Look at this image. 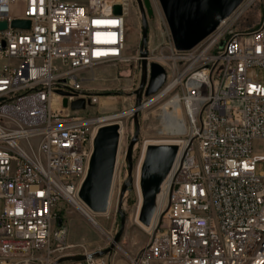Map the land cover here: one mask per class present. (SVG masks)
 <instances>
[{
    "label": "built area",
    "instance_id": "obj_1",
    "mask_svg": "<svg viewBox=\"0 0 264 264\" xmlns=\"http://www.w3.org/2000/svg\"><path fill=\"white\" fill-rule=\"evenodd\" d=\"M242 3L185 51L159 11L163 40H148V77L158 62L167 80L138 108L171 97L188 130L162 182L149 240L130 264H264V13L238 29ZM127 7L128 0H0V22L8 23L0 29V264H110L68 242L58 205L67 200L83 212L79 185L93 141L113 117L84 113L105 97L86 87V72L135 62L141 74V46L128 53ZM14 19L31 26L12 27ZM80 98L86 108L72 109ZM112 207L113 198L102 214L110 217Z\"/></svg>",
    "mask_w": 264,
    "mask_h": 264
},
{
    "label": "rangeland",
    "instance_id": "obj_2",
    "mask_svg": "<svg viewBox=\"0 0 264 264\" xmlns=\"http://www.w3.org/2000/svg\"><path fill=\"white\" fill-rule=\"evenodd\" d=\"M148 1L149 8L152 12L151 14L148 13V40L152 39V47H155L163 40L161 32V14H159V11H162L163 13V10L159 0ZM242 5L248 7L241 15L236 28L243 29L257 25L264 13L262 0H244ZM127 8L128 15L126 32L128 53L134 55L142 44V17L137 0H128ZM223 45L224 43H222V46ZM85 75L87 77L85 83L86 87L102 93L105 97L100 98V105L90 107L87 111H84V113H95L99 111H101V113L104 112L103 114L106 115L125 113L124 116H118L104 122L105 124L110 123V125H117L118 127H120L119 125L121 122L124 126V132L118 148L120 158L118 165L120 166L125 159L127 148L136 132V122L134 120L135 112L131 113L130 111L132 109H138L139 112L140 132L133 151V181L130 184V188L126 191L125 197L122 201V210L126 213L125 229L119 242L114 245V248L110 252L101 255L105 256V259L110 264H130V256L135 255L139 249L148 242L150 236L149 229L143 228L136 217L139 193L135 183V173L145 145L149 144V141L155 142L170 139H184L186 133H168L163 124V106L171 97L159 99L143 108H138L136 90L140 86L141 74L139 67L135 62L129 64L101 65L93 71L86 72ZM148 146L149 145L146 146V151ZM259 169H261V166H259ZM126 177L128 178V173L123 169L113 185V207L110 217L103 215V210L99 209L96 211L86 205L87 209L90 210L92 216L97 220L102 229L97 227L86 214L78 210L71 202L62 200L59 203V217L63 219L69 228V243H83L88 249L94 251H104L111 247L114 242L112 241L108 244V236L106 235V232L112 230L114 222V239L120 230L121 217L117 208L119 209L121 187L126 181Z\"/></svg>",
    "mask_w": 264,
    "mask_h": 264
},
{
    "label": "water",
    "instance_id": "obj_3",
    "mask_svg": "<svg viewBox=\"0 0 264 264\" xmlns=\"http://www.w3.org/2000/svg\"><path fill=\"white\" fill-rule=\"evenodd\" d=\"M244 0H159L163 13L168 22L174 45L177 50L185 51L194 48L219 25L229 17ZM142 17V44H141V82L136 90L137 105L142 103L144 96H151L158 92L167 80V71L158 62L150 63V75L148 77V13L151 14L148 0H137ZM117 13H121L120 5L115 7ZM7 21L0 22V29L6 28ZM30 20L14 19L12 27L30 28ZM67 105V100L64 101ZM72 109L86 108L84 98L72 102ZM136 132L131 140L127 152L126 161L128 165V178L123 183L120 192L119 213L121 227L115 236L114 243L104 251L94 253L100 256L110 252L116 243L119 242L126 222V213L122 210V200L126 191L130 188L133 180V151L138 141L140 132L139 112L134 113ZM119 132L117 125H107L100 129L95 138V151L92 158L91 169L81 190V196L89 204H98V209L105 210L107 197L109 195L116 153L118 149ZM178 146L174 144L149 145L141 169V190L143 203L139 218L150 225L156 212L157 196L160 192L162 182L168 175L176 158ZM94 208V207H93ZM62 220L59 224H62ZM75 259H82V256H75Z\"/></svg>",
    "mask_w": 264,
    "mask_h": 264
},
{
    "label": "bare ground",
    "instance_id": "obj_4",
    "mask_svg": "<svg viewBox=\"0 0 264 264\" xmlns=\"http://www.w3.org/2000/svg\"><path fill=\"white\" fill-rule=\"evenodd\" d=\"M144 106H146V104H144L143 107ZM135 111H136V109H132L130 112L133 113ZM127 114H129V113H127ZM124 115H125V113L118 114V115H113L112 118H115V117H118V116H124ZM162 117H163V124L166 127L168 133H174V134L175 133H185L188 130V125L185 124V122L183 120V114H182L181 110L178 108V104L174 101V99H171V100H169V101H167L165 103V105L163 106V115H162ZM119 129H120V135H119V140H118V148H119L120 141H121V138H122V134H123V131H124V126H123V124H121V122H120V128ZM179 141H180V139L161 140V141H155V142H150L149 141L148 142L149 144H147V145L156 144V143L157 144L158 143H162V144H174V145L178 146V142ZM147 145H145L142 157H141L139 165L137 167V171H138L139 176L141 175L142 163H143V161L145 159L146 146ZM138 191H139L140 195L142 196L140 180L138 181ZM162 198H163L162 190H160V192L158 193V196H157V205H159V203L161 202ZM76 206L79 209H81L83 211V213L86 214L93 222L95 221V219L92 216L90 210L87 209V206L83 202L76 201ZM140 211H141L140 210V206H138L137 216L136 217H137V220L139 221V223L141 224V226L143 228H145V229L152 228L154 226V224L156 223V221H157L159 213L156 211V213H155V215H154V217L152 219V225L150 226V225L144 224L140 220V218H139Z\"/></svg>",
    "mask_w": 264,
    "mask_h": 264
},
{
    "label": "crops",
    "instance_id": "obj_5",
    "mask_svg": "<svg viewBox=\"0 0 264 264\" xmlns=\"http://www.w3.org/2000/svg\"><path fill=\"white\" fill-rule=\"evenodd\" d=\"M68 1V0H67ZM87 0H82V1H79V2H82V3H85ZM94 151H95V139L93 141V144H92V155L90 157V159L88 160L87 162V168H86V172H85V175L83 176V178L81 179V182H80V185H79V196H80V200L85 203V205H87L88 207H90L91 209L93 210H99L98 209V204H92V205H89L87 204L84 199L82 198L81 196V190L84 186V184L86 183L87 181V177L89 175V172H90V169H91V163H92V158H93V155H94ZM118 157V158H117ZM120 162V158H119V153H118V149H117V153H116V158H115V164H114V169H113V175H112V180H111V186H110V191H109V195L107 197V205L109 203V201L113 198V190H114V183L116 182L117 178H118V175L121 174V166L118 165ZM83 185V186H82ZM94 207V208H93Z\"/></svg>",
    "mask_w": 264,
    "mask_h": 264
}]
</instances>
